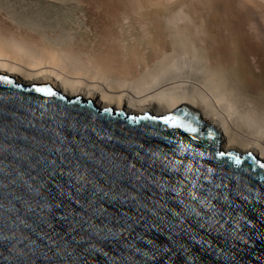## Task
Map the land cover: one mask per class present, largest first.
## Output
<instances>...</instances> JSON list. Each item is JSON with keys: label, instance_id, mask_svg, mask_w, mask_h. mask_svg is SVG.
Here are the masks:
<instances>
[{"label": "water", "instance_id": "obj_1", "mask_svg": "<svg viewBox=\"0 0 264 264\" xmlns=\"http://www.w3.org/2000/svg\"><path fill=\"white\" fill-rule=\"evenodd\" d=\"M79 98L0 73V264H264L263 160Z\"/></svg>", "mask_w": 264, "mask_h": 264}, {"label": "bare ground", "instance_id": "obj_2", "mask_svg": "<svg viewBox=\"0 0 264 264\" xmlns=\"http://www.w3.org/2000/svg\"><path fill=\"white\" fill-rule=\"evenodd\" d=\"M217 1L116 0V11L104 10L112 14L110 27L115 28L101 36L105 47L99 52L69 45L71 33L63 26L52 25L58 33L51 37L25 18L26 28L37 36L27 29L14 35L0 27V73L24 87L50 84L68 99L90 101L98 111L164 116L186 103L216 130L220 150L250 152L264 161V62L255 60L258 50L249 40L250 30L231 31L236 29L233 12H224L235 5L240 13L242 2ZM256 6L243 15L248 23L256 17L264 32V1ZM95 21L108 29L102 18ZM197 61L204 70L196 68Z\"/></svg>", "mask_w": 264, "mask_h": 264}, {"label": "rangeland", "instance_id": "obj_3", "mask_svg": "<svg viewBox=\"0 0 264 264\" xmlns=\"http://www.w3.org/2000/svg\"><path fill=\"white\" fill-rule=\"evenodd\" d=\"M6 1L7 0H0V4H1L0 5V27L1 28H3L4 30H6V31H8L14 35L25 34L26 29H27L28 32L32 33L34 36H37L36 30L33 31L32 28H26V26H25L26 24H24L26 19L34 20V21H36V23L39 24V26L42 30H46L45 32H49L48 35L49 36L52 35L51 37H53V35L58 33L56 30L58 28L57 27L54 28V26L52 27V25L57 24L58 26H63V28L66 29L67 33H68V31H69V33H71V34H67V36L69 35V38H67V36H66L67 43L69 45H72V46H74V45H78V47L81 46L80 47L81 49L80 48L79 49L82 52H84L86 50L87 51H93V52H99V50H101L103 47H105V45L103 46L101 36L108 34L110 31L109 29L115 28V26L113 24H112L113 27H110L111 26V23H110L111 22V19H110L111 13L109 14V16L107 13L110 12V9H111V11L114 10L112 8H114L115 4H119L117 2L115 3L116 0H114V1L113 0H111V1L107 0V1H109V3L107 5L105 4L107 1L102 3L100 0L99 1L95 0L96 3L93 2L94 0L93 1L87 0L88 2L86 0H83V4H79V3H82V1H80V0H57V1H47V0H45V1L44 0H29L28 1V0H23V2H21L22 0H14V3H13V0H8V3ZM30 1H32V2L34 1V2L32 3ZM240 1L242 2V5L241 4L240 5L244 7V9L242 11H240V13H239L238 8L235 7V5H233V6L229 5L227 7V9L224 10L225 13H228V10L233 12L232 19H233V24L236 25V29L233 28L231 31H234V30L239 31L242 29H249L250 30L248 32L249 36H250L249 40L253 44L252 46H254V48H256L258 50V55L255 56V60L264 62V32H263V29L259 25V23L257 22L256 17L254 18V23H248L247 18L245 17V15H243V11H245L246 9L249 10V9L257 8L256 5L257 4L262 5L264 0H254L253 4L246 3L244 1L245 5H243V0H240ZM9 2H11V5H9ZM97 2L98 3L100 2V3L98 4ZM113 2H114V4H113ZM69 3H70V5H69ZM72 3L73 4L75 3L74 5L78 6V8L76 6L74 7V5ZM219 3H220V0H218L216 2V4H219ZM4 4H5V6H4ZM100 4H102V5H100ZM103 4H105V6H107V7L105 8V6ZM54 5H56L57 9L54 7ZM99 5L102 7H100ZM50 6L51 7L53 6L52 10L53 9H55V10L50 11L51 10ZM61 7H63V8H61ZM108 7H109V9H108ZM106 9H108L107 13L104 12V10H106ZM62 10L64 12H62ZM55 11H57L58 13ZM114 11H116V10H114ZM35 12H37L39 15L36 14ZM39 12L42 13V15ZM89 12H91V16L89 15ZM61 13H62V15H61ZM69 13H70V16L72 15L71 17L68 16ZM116 14H118V12ZM120 14H121V12H120ZM23 15H24V18H23ZM35 16H37V17L39 16V17L37 18ZM92 16H94V17H92ZM97 16L102 18L108 24V29L103 30L101 28V26H99L97 24V22L95 21V18ZM51 17H52V19H51ZM14 18H15V20H14ZM29 18H31V19H29ZM230 18L231 17L228 16V19H230ZM21 20H23V21H21ZM41 20H42V22H41ZM47 20L51 21V24H48V23L46 24L45 21H47ZM43 22H44V24H43ZM30 29H31V31H30ZM107 30H109V31H107ZM54 31H55V33H54ZM91 31H95L94 32L95 34L91 33ZM105 32H107V33L105 34ZM50 33H51V35H50ZM235 33L237 34V32H235ZM61 35H62V33H61ZM71 35L73 38H70ZM242 36H244V35H242ZM239 42H240V38H239ZM202 67H203L202 62L197 61L196 62V68L197 69H203ZM240 154H244V153H240Z\"/></svg>", "mask_w": 264, "mask_h": 264}]
</instances>
